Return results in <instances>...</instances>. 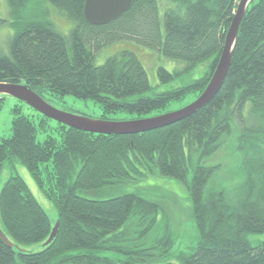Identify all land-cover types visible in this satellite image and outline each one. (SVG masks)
Here are the masks:
<instances>
[{
  "label": "trees",
  "instance_id": "trees-1",
  "mask_svg": "<svg viewBox=\"0 0 264 264\" xmlns=\"http://www.w3.org/2000/svg\"><path fill=\"white\" fill-rule=\"evenodd\" d=\"M132 1L117 21L92 26L84 17L86 0H8L14 34L6 46L0 41V84L26 85L50 104L66 96L92 100L101 110L94 119L111 121L123 112L136 115L131 120L146 118L189 94L199 98L239 0H172L163 20L159 0ZM255 1L243 18L221 91L181 122L137 135H101L58 123L52 128L54 121L45 116L36 113V119L22 105L14 107L12 134L0 137V175L6 166L25 167L58 218L52 222L23 178L13 174L0 189V229L13 244L0 239V264H264V239L258 244L248 239L264 235V0ZM46 4L73 23L69 34L52 22ZM5 22L0 19V26ZM121 41L183 62L184 72L204 62L209 68L185 86L150 94L149 76L135 53L124 50L96 64L100 51ZM159 76L166 84L176 73L161 67ZM5 102L1 95L0 110ZM234 119L246 178L231 196L206 189L216 168L201 160L218 152ZM40 130L47 135L43 142ZM153 175L182 182L190 195L199 239L179 255L172 253L171 220L158 202L140 193L81 196ZM57 222L56 238L45 245ZM106 252L121 258L104 257Z\"/></svg>",
  "mask_w": 264,
  "mask_h": 264
},
{
  "label": "rangeland",
  "instance_id": "rangeland-1",
  "mask_svg": "<svg viewBox=\"0 0 264 264\" xmlns=\"http://www.w3.org/2000/svg\"><path fill=\"white\" fill-rule=\"evenodd\" d=\"M240 1V0H239ZM238 1V3H239ZM160 16L163 20L165 10L173 7L172 0H159ZM257 0L255 1L256 4ZM237 3V6H238ZM250 5V4H249ZM46 8L50 10V18L56 27L64 34H69L73 28L71 23L65 15L60 13L52 5L46 4ZM237 10V9H236ZM0 19L6 22L0 26V41L6 46L14 34V29L11 27L8 0H0ZM128 50L136 54L149 76L151 87L153 88L150 94L170 91L189 84L192 81L198 80L204 76L208 71L209 62H204L196 66L193 70L184 72L186 64L167 59L157 50L147 48L139 45L133 41H121L110 46H106L102 51L96 55V64L102 65L109 57L116 55L118 52ZM166 69L169 73H176L172 81L162 84L159 76L160 68ZM6 97V102L3 109L0 110V137H9L12 134L13 126V109L16 105H22L25 114L33 115L38 119L37 112L20 101ZM196 100L195 94H189L179 101L169 103L165 108L155 111L151 114L144 115L146 118L157 117L174 111H178ZM55 107L76 115L90 116L98 118L101 115V110L92 100L75 99L73 96L63 97L59 105L52 104ZM116 121H129L136 115H131L126 112L118 113L110 116ZM144 119V118H142ZM135 120V119H133ZM52 128L56 127V123H49ZM257 126V125H256ZM264 126V122L262 123ZM256 128V127H255ZM240 125L237 119L232 122L231 132L222 139L221 147L215 154L201 160V163L206 167H215L216 172L207 186V190H227L228 194L233 196L239 185H242L245 180L244 168V153L239 148ZM46 133L39 131L38 140L43 142ZM60 140L59 134H56ZM20 175L26 182L27 186L42 205L44 210L49 215L52 222H56L58 213L54 208L53 203L43 194L38 184L29 173V171L20 164H16L14 168L6 166L0 175V189L11 178L12 175ZM1 192V190H0ZM128 193H140L146 198L154 202H158L162 208L167 212L171 220L172 231L174 232L175 245L172 249L173 255L181 252H186L191 247L198 244L199 232L195 226L193 219V206L190 200V195L185 185L175 179L166 178L159 175H153L145 180L136 182H129L121 185L109 186L98 189L92 192H82L83 197L89 199H110L122 196ZM127 233L131 230H127ZM125 233V235H128ZM248 239L253 244H258L263 241L264 235L249 234ZM34 249H39L40 246H33ZM104 257H111L119 259L120 255L106 252L102 254ZM176 264H179L176 262Z\"/></svg>",
  "mask_w": 264,
  "mask_h": 264
},
{
  "label": "water",
  "instance_id": "water-1",
  "mask_svg": "<svg viewBox=\"0 0 264 264\" xmlns=\"http://www.w3.org/2000/svg\"><path fill=\"white\" fill-rule=\"evenodd\" d=\"M251 1L252 0L239 1L237 6L238 9L235 12L231 27L226 35L224 49L204 92L194 102L178 111H171V113L151 117V119L144 118L129 121L97 120L65 112L44 100L26 85L1 83L0 96L12 97L32 108L38 114L55 121V123L93 134L130 136L169 127L193 116L198 111L208 106L221 91L232 64L240 26ZM132 6V0H86L84 17L86 22L92 26H104L120 19L124 13H127L132 8ZM58 229L59 222L55 224L51 237L45 245H49L53 242L58 234ZM0 239L7 246L13 247V244L1 229Z\"/></svg>",
  "mask_w": 264,
  "mask_h": 264
}]
</instances>
